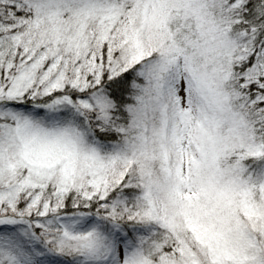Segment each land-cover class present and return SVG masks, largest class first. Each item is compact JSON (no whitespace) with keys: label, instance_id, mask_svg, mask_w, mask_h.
Instances as JSON below:
<instances>
[{"label":"snow or ice","instance_id":"6c2138e0","mask_svg":"<svg viewBox=\"0 0 264 264\" xmlns=\"http://www.w3.org/2000/svg\"><path fill=\"white\" fill-rule=\"evenodd\" d=\"M0 264H264V0H0Z\"/></svg>","mask_w":264,"mask_h":264}]
</instances>
